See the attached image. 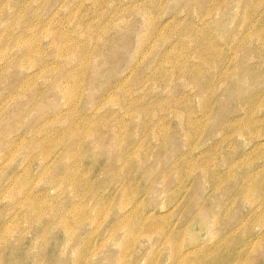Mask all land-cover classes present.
Wrapping results in <instances>:
<instances>
[{
    "label": "rangeland",
    "instance_id": "1",
    "mask_svg": "<svg viewBox=\"0 0 264 264\" xmlns=\"http://www.w3.org/2000/svg\"><path fill=\"white\" fill-rule=\"evenodd\" d=\"M210 1L0 0V264H264V0Z\"/></svg>",
    "mask_w": 264,
    "mask_h": 264
},
{
    "label": "bare ground",
    "instance_id": "2",
    "mask_svg": "<svg viewBox=\"0 0 264 264\" xmlns=\"http://www.w3.org/2000/svg\"><path fill=\"white\" fill-rule=\"evenodd\" d=\"M204 3H202V5H203ZM218 3H217V1L215 0V2L212 0V1H210V5H209V7H208V9H205L206 11H205V13H203L204 15H206V14H209L208 12L213 8V10H216V5H217ZM205 5V4H204ZM204 5H203V7L202 8H204ZM185 10V9H184ZM213 14V13H212ZM253 15V11L251 10V11H249L248 13H247V15H246V19H248V17H251ZM122 18V17H121ZM142 21H143V19H142ZM249 22V21H248ZM179 23V22H178ZM97 28V27H96ZM174 28V27H173ZM99 29V28H98ZM250 29V28H249ZM3 30V29H2ZM143 30V29H142ZM153 30V31H152ZM172 30V29H171ZM174 31V30H173ZM173 31H172V33H173ZM196 32V34H198V35H200V33H201V31L202 30H195ZM259 31V32H258ZM26 32V31H25ZM94 32H96V30H95V28H94ZM149 32L150 33H148V35L150 34V37H146V38H151L152 37V35L154 34V29H150L149 30ZM171 32V31H170ZM257 32V33H256ZM256 32H254V33H256L255 34V37L256 38H258L259 40H264V28L262 29L261 27L259 28V30H257ZM100 33V32H99ZM53 34V33H52ZM58 34H59V32H58ZM101 34V33H100ZM252 34H253V31H248V29H246L244 32H243V38H249V35H251L252 36ZM82 35V34H81ZM55 36V35H54ZM60 36V35H59ZM207 35L202 31V35H200V40H199V46H198V48H196V51H190V55H185V56H181V57H179V56H176V57H168V56H166V57H164L163 58V63H162V66H161V68H160V74H161V76L162 77H164V78H166L167 76H169L171 73H172V71H173V69L175 68V67H177V65H184L186 62H187V60L189 59V58H194L195 60H198V61H200L201 63H203V64H210V65H212V64H214L211 60H209V54L207 53L208 51H209V49L210 48H213V47H211V44L209 43V40H208V38L206 37ZM62 37V36H61ZM144 40V39H143ZM62 41V40H61ZM88 41V40H87ZM145 41V40H144ZM139 42V41H138ZM146 42H147V40H146ZM58 43H60V42H58ZM65 43V42H64ZM257 43H260V42H258L257 41ZM61 45V44H60ZM59 45V47H61ZM239 46V45H238ZM30 47V46H29ZM65 47H66V45H65ZM105 47V46H104ZM263 47V46H262ZM61 48H63V47H61ZM32 49H34V48H32ZM65 49V48H64ZM63 49V50H64ZM31 50V49H30ZM29 50V51H30ZM59 50H61V49H59ZM65 51V50H64ZM71 51H73V50H71ZM173 51V50H172ZM216 51V50H215ZM61 52H62V50H61ZM67 52V51H66ZM76 52V51H75ZM34 53V52H33ZM30 54V53H29ZM35 54H37L36 53V51H35ZM71 54V53H70ZM34 55V54H33ZM62 55V54H61ZM263 55V54H262ZM261 55V56H262ZM49 56V55H48ZM79 56V55H78ZM104 56V55H103ZM63 57V56H62ZM80 57V56H79ZM163 57V56H162ZM57 58V57H56ZM75 58H77V57H75ZM211 58V57H210ZM79 59V58H78ZM86 59V58H85ZM83 61H84V59H83ZM82 61V62H83ZM86 61H88V59L86 60ZM100 61H102V60H100ZM81 62V63H82ZM105 62V61H104ZM38 63V62H37ZM84 63V62H83ZM88 63V62H87ZM108 63V62H107ZM36 64V63H35ZM94 64V63H93ZM39 65V64H38ZM32 66H33V64H32ZM36 66H37V64H36ZM35 65L33 66V67H36ZM79 66V65H78ZM82 66H84V65H82ZM81 66V67H82ZM66 67V66H65ZM160 67V66H159ZM169 67H172V70H170L169 69ZM182 67V66H181ZM207 67V66H206ZM262 67V66H261ZM76 69H78V67L76 68ZM83 69V68H82ZM38 70L40 71V70H43V72L44 71H46L47 70V67L44 65V64H41L40 63V66L38 67ZM54 73V72H53ZM55 74V73H54ZM62 75V74H61ZM93 75V74H92ZM73 76V75H72ZM61 77V76H60ZM42 78V77H41ZM59 78V77H58ZM76 78V77H75ZM259 78V77H258ZM43 79V78H42ZM60 79V78H59ZM69 80V79H68ZM76 80H77V78H76ZM75 82V81H74ZM73 82V83H74ZM54 83V82H53ZM63 83V82H62ZM77 83V82H76ZM70 84V83H69ZM75 84V83H74ZM96 84V83H95ZM57 85V84H56ZM76 85V84H75ZM121 84H119V86H120ZM242 85V84H241ZM142 86V85H141ZM166 86V85H165ZM215 86V85H214ZM56 87V86H55ZM60 87V86H59ZM77 85L76 86H74V88H73V86H71V88L70 89H68V94H69V96H71L72 97V102H73V99L74 98H76V91H77ZM246 87H247V85H246ZM67 88V87H66ZM214 89H215V87H214ZM66 91H67V89H65ZM75 90V91H74ZM209 90H210V88H209ZM209 90H207V92L209 91ZM213 90V89H212ZM63 91V90H62ZM50 92H51V90H50ZM96 92V91H95ZM64 93H65V91H64ZM67 93V92H66ZM92 93V92H91ZM123 93H127L126 91L125 92H123ZM122 93V94H123ZM26 94V93H25ZM67 94V95H68ZM128 94H130L129 93V91H128V93H127V95ZM27 96V95H26ZM202 96V95H201ZM30 99V98H29ZM111 99V98H110ZM260 99V98H259ZM115 102L118 100V98L116 99H113ZM120 100V99H119ZM30 101V100H29ZM70 101V102H71ZM111 101H112V99H111ZM110 101V102H111ZM114 101H112V102H114ZM52 102V101H51ZM52 104V103H51ZM96 104V103H95ZM116 104V103H115ZM200 104H202V106H201V111L202 112H205V107H206V96H205V98H203L202 99V103H200ZM92 105V104H91ZM99 105V104H98ZM88 107H90V106H88ZM134 107H136V106H134ZM138 107V106H137ZM93 109V108H92ZM154 113V112H153ZM70 115V114H69ZM7 116V115H6ZM5 115L3 116V117H6ZM9 116V115H8ZM2 117V116H1ZM2 117V118H3ZM69 117V116H68ZM177 117V116H176ZM155 118V117H154ZM1 120V119H0ZM4 121V120H3ZM198 122V119H197V117H194V118H191L190 119V121H189V123L192 125V128H193V126L196 124ZM255 123H257V122H255ZM181 124V123H180ZM106 125V124H105ZM254 125V123H250V122H247L246 124H242V125H240V130L241 131H244V129H249V132H251L252 130H255V129H251V126H253ZM78 127V126H77ZM76 127V128H77ZM66 128V127H65ZM67 128H69V129H67L68 130V132L70 131V133L71 134H73V123H72V125L70 126V127H67ZM34 130V129H33ZM13 131V130H12ZM75 132V131H74ZM162 132V131H161ZM60 133V132H59ZM64 133V132H63ZM67 133V132H66ZM181 133V132H180ZM98 134V133H97ZM164 134H167L166 133V131H164ZM9 136V135H8ZM7 136V137H8ZM115 136V135H114ZM59 139V138H58ZM187 140L189 141V136H187ZM105 141H106V139H105ZM99 143V142H98ZM15 144V143H14ZM103 144H104V142H103ZM112 144V143H111ZM114 144V143H113ZM4 145V144H3ZM176 145V144H175ZM0 146H2V145H0ZM25 146H26V144H25ZM92 146V145H91ZM8 147H10V146H8ZM14 147V146H13ZM108 147H109V145H108ZM110 147H112V146H110ZM168 147H169V145H168ZM186 147V146H185ZM172 148H174V147H172ZM12 149V148H11ZM113 149V148H112ZM29 150V149H28ZM101 150V149H100ZM3 150H1V152H2ZM110 153V152H109ZM111 154V153H110ZM42 155V154H41ZM49 155V154H48ZM46 156V155H45ZM44 155H43V157H45ZM24 157V156H23ZM168 157V156H167ZM46 158V157H45ZM70 158V157H69ZM156 158V157H155ZM160 158V157H159ZM162 158H163V156H162ZM8 159V158H7ZM42 159V158H41ZM164 159V158H163ZM166 159V158H165ZM26 160V159H25ZM62 160V159H61ZM159 160V159H158ZM191 160V159H190ZM9 161V160H8ZM11 162V161H10ZM237 164V163H236ZM178 170V169H177ZM176 170V171H177ZM156 171V170H155ZM178 173V177H179V179H182V178H184L187 174L185 173V170H178L177 171ZM4 173V172H3ZM1 175V174H0ZM74 175V174H73ZM13 176V175H12ZM73 177V176H72ZM254 191H256V189H254V188H247V190H246V193L248 194V196L251 198L252 196H254ZM20 192V191H19ZM19 196V195H18ZM31 203H34V202H31ZM28 205V204H27ZM34 205V204H33ZM39 205V204H38ZM35 206V205H34ZM47 207V206H46ZM49 207V206H48ZM36 209V208H35ZM38 209V208H37ZM44 209V208H43ZM73 210V209H72ZM36 211V210H35ZM25 215V214H24ZM61 217V216H60ZM60 220V219H59ZM58 223V222H57ZM62 224H64L65 225V227L68 229V230H70L71 231V228H70V224H69V222L67 221V220H63L62 221ZM132 224L130 223V222H124V224H123V226H124V229H126L127 230V234H128V236L129 235H132L133 233H134V231L131 229V226ZM59 227V226H58ZM57 227V228H58ZM65 227H64V229H65ZM63 229V230H64ZM66 230V229H65ZM152 230V229H151ZM150 230V231H151ZM125 231V230H124ZM153 231H155L156 233H159L160 235H161V229L160 228H156L155 230H153ZM126 233V232H125ZM66 235V234H65ZM158 235V234H157ZM67 236V235H66ZM123 236V235H122ZM174 242V241H173ZM130 244V243H129ZM129 244L127 245V246H129ZM171 244H173V243H171ZM72 250V249H71Z\"/></svg>",
    "mask_w": 264,
    "mask_h": 264
}]
</instances>
